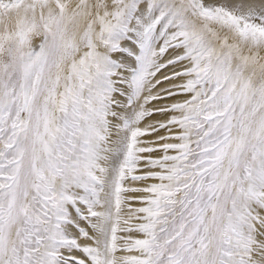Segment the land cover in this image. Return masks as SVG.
I'll list each match as a JSON object with an SVG mask.
<instances>
[{
  "label": "snow or ice",
  "instance_id": "obj_1",
  "mask_svg": "<svg viewBox=\"0 0 264 264\" xmlns=\"http://www.w3.org/2000/svg\"><path fill=\"white\" fill-rule=\"evenodd\" d=\"M0 264H264V0H0Z\"/></svg>",
  "mask_w": 264,
  "mask_h": 264
}]
</instances>
